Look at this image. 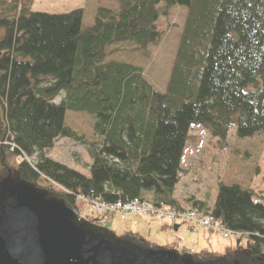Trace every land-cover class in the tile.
<instances>
[{
    "label": "trees",
    "instance_id": "trees-1",
    "mask_svg": "<svg viewBox=\"0 0 264 264\" xmlns=\"http://www.w3.org/2000/svg\"><path fill=\"white\" fill-rule=\"evenodd\" d=\"M33 3L0 4V179L211 216L264 258V0Z\"/></svg>",
    "mask_w": 264,
    "mask_h": 264
},
{
    "label": "water",
    "instance_id": "water-1",
    "mask_svg": "<svg viewBox=\"0 0 264 264\" xmlns=\"http://www.w3.org/2000/svg\"><path fill=\"white\" fill-rule=\"evenodd\" d=\"M0 264H264V259L241 252L203 260L120 237L81 218L65 199L9 174L0 181Z\"/></svg>",
    "mask_w": 264,
    "mask_h": 264
},
{
    "label": "rangeland",
    "instance_id": "rangeland-1",
    "mask_svg": "<svg viewBox=\"0 0 264 264\" xmlns=\"http://www.w3.org/2000/svg\"><path fill=\"white\" fill-rule=\"evenodd\" d=\"M3 2L4 0H0V4ZM84 2L85 0H34L31 9L35 12L63 14L82 7ZM60 98L61 97H59L57 101H59ZM12 165H14V161H12ZM12 174H16L15 171H12ZM49 184L50 183L45 182L41 183L44 187H51ZM254 187L258 194V201L264 204V154L261 161L260 175L256 178ZM54 191L60 193L59 190L55 188ZM145 197L151 199V193H146ZM76 205L80 210L81 216L89 218L93 216L91 206L88 202H85V200L79 198L76 201ZM131 210L132 209L127 213H122V216H115L113 220L108 221L105 228L113 231L118 236H124L128 232H133L140 236L142 242L158 248H172L177 245L180 249H185L187 251L194 249L197 255H202L203 252L211 249H216L218 252L224 251L226 247L235 244V239L243 237L241 234H228V236H226V232H224L219 225H214L218 228L219 233L211 229L205 231V233H207V239L203 236L204 232L193 233L187 225H182L178 232H174L167 227L164 221H160L159 219H145L146 216L144 211H138V214H131ZM163 210H165L163 213V218H165L170 209L165 207ZM167 220L171 222L173 218H167ZM202 225L206 226L207 224L202 223ZM231 235L233 236L231 239L225 240Z\"/></svg>",
    "mask_w": 264,
    "mask_h": 264
},
{
    "label": "built area",
    "instance_id": "built-area-1",
    "mask_svg": "<svg viewBox=\"0 0 264 264\" xmlns=\"http://www.w3.org/2000/svg\"><path fill=\"white\" fill-rule=\"evenodd\" d=\"M101 207V209H100ZM126 209V210H125ZM131 210V214H138V211L140 212H145L148 213L150 210H151V206L147 203H143L141 204L140 202L139 203H133V204H126V205H123L122 203H119L117 205H110V204H100L98 205V210L100 211V213H105L107 211H112V212H121V213H127ZM125 210V211H124ZM191 218V214H183L182 215V218ZM201 224L202 223H206V224H209V221H202L200 222ZM228 232H226V236H228Z\"/></svg>",
    "mask_w": 264,
    "mask_h": 264
},
{
    "label": "bare ground",
    "instance_id": "bare-ground-1",
    "mask_svg": "<svg viewBox=\"0 0 264 264\" xmlns=\"http://www.w3.org/2000/svg\"><path fill=\"white\" fill-rule=\"evenodd\" d=\"M15 173H16V174H14L15 176L22 178V179H23L24 181H26V182L32 183L31 181H29V180H27V179L21 177V176L17 173V171H16ZM43 182H45V183H50V182L47 181V180H44ZM33 184H35V183H33ZM52 184H53V183H52ZM36 185H37V184H36ZM37 186L41 188V186H39V185H37ZM54 188L60 191V188H59L55 183H54ZM50 191H51V190H50ZM52 194H53V195H58V194L56 193V191H55V193H52ZM58 196H59V195H58ZM210 217H211V216H210ZM212 218H213V217H212Z\"/></svg>",
    "mask_w": 264,
    "mask_h": 264
},
{
    "label": "crops",
    "instance_id": "crops-1",
    "mask_svg": "<svg viewBox=\"0 0 264 264\" xmlns=\"http://www.w3.org/2000/svg\"><path fill=\"white\" fill-rule=\"evenodd\" d=\"M206 234H207V233H205V232L203 233V236H204L205 239H207V238H206V237H207ZM208 236H209V234H208ZM209 237H210V236H209ZM214 251H216V249H214Z\"/></svg>",
    "mask_w": 264,
    "mask_h": 264
}]
</instances>
